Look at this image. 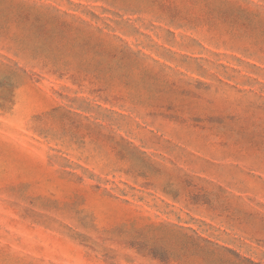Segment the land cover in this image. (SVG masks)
<instances>
[{
	"label": "rangeland",
	"instance_id": "1",
	"mask_svg": "<svg viewBox=\"0 0 264 264\" xmlns=\"http://www.w3.org/2000/svg\"><path fill=\"white\" fill-rule=\"evenodd\" d=\"M0 264H264V0H0Z\"/></svg>",
	"mask_w": 264,
	"mask_h": 264
}]
</instances>
